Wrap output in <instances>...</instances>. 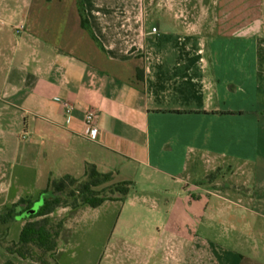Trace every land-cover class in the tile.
<instances>
[{"label": "crops", "instance_id": "crops-1", "mask_svg": "<svg viewBox=\"0 0 264 264\" xmlns=\"http://www.w3.org/2000/svg\"><path fill=\"white\" fill-rule=\"evenodd\" d=\"M171 3L83 0L88 30L78 0H0L6 205L35 206L89 165L134 184L124 202L51 215L64 223L57 264L108 205L121 212L99 264H264V0ZM237 173L241 194L206 179Z\"/></svg>", "mask_w": 264, "mask_h": 264}, {"label": "trees", "instance_id": "trees-1", "mask_svg": "<svg viewBox=\"0 0 264 264\" xmlns=\"http://www.w3.org/2000/svg\"><path fill=\"white\" fill-rule=\"evenodd\" d=\"M83 27L89 29V21L85 16L83 0H78ZM85 180H78L65 177L53 181L49 188L41 195L38 202L43 200V205L31 216H24L26 212L34 207V203L26 208L21 207V201L13 208H9L8 213L1 218L2 224H11L17 217L24 216L26 224L22 230L20 242L15 248L10 249L12 254H17L23 259L30 258L29 264H49L44 258L47 254H54L58 248V240L64 223L54 225L51 215L61 208L76 209L88 206L93 209L101 207L108 201L124 202L134 188L131 182L111 184L112 175L101 174L98 169L89 165L86 168ZM110 191L112 195H119L118 198L105 196L104 193ZM41 251L40 256H36L35 251ZM1 264V263H0ZM3 264H15L12 261Z\"/></svg>", "mask_w": 264, "mask_h": 264}, {"label": "rangeland", "instance_id": "rangeland-1", "mask_svg": "<svg viewBox=\"0 0 264 264\" xmlns=\"http://www.w3.org/2000/svg\"><path fill=\"white\" fill-rule=\"evenodd\" d=\"M173 6L177 5H188L194 6L195 0H172L171 3ZM146 7L149 9L152 8H161L169 5V0H146ZM162 18L161 15H157ZM187 18L193 20V16H187ZM163 25V24H162ZM15 172H19L21 166L20 164L14 165ZM207 181L210 183L218 184L219 188H224L228 185V190L225 192L229 194H241L244 192V183L246 179L242 177V175L237 174H227L225 176L222 175H209L206 177ZM196 180V179H195ZM193 180V181H195ZM15 193V191H13ZM6 193L0 190V263H5L8 261H12L15 264H29L32 263L30 258L23 259L19 257L17 254H12L10 249L15 248V245L20 242L21 233L23 230V218L24 216L33 215L34 209H38L43 205V200L39 203H36L32 210L26 212L24 216L17 217L11 224H2L1 218L4 217L9 208H13L14 206H7V200L5 197ZM105 196L114 197L110 191L104 193ZM121 212V206L117 205H108L101 209L98 212L91 213L92 216H98L100 219L97 221L92 219L86 221L80 225H76L73 231H70L72 239V245L69 247H65L67 253L61 255V261L63 264H99L102 255L109 243L110 240L115 239L116 235H113V229L117 223L118 216ZM53 224L57 225L61 221V218H52ZM26 223V222H25ZM113 237V238H112ZM194 242L195 240H190ZM190 241H188L189 244ZM196 242V241H195ZM188 244V245H189ZM174 246V245H173ZM171 246V247H173ZM166 258L174 257L173 250L168 248ZM36 256L41 255V251H35ZM49 264H57L54 254H47L44 258Z\"/></svg>", "mask_w": 264, "mask_h": 264}, {"label": "built area", "instance_id": "built-area-1", "mask_svg": "<svg viewBox=\"0 0 264 264\" xmlns=\"http://www.w3.org/2000/svg\"><path fill=\"white\" fill-rule=\"evenodd\" d=\"M157 33V29L154 28L152 30V34ZM63 107L65 110V114L67 117H70L71 114L73 113V105L70 102L65 101L63 103ZM98 116L97 113L94 110H90L89 112H87L86 116H85V129H84V133L83 136L91 141H96L98 138V134H99V128H98Z\"/></svg>", "mask_w": 264, "mask_h": 264}, {"label": "water", "instance_id": "water-1", "mask_svg": "<svg viewBox=\"0 0 264 264\" xmlns=\"http://www.w3.org/2000/svg\"><path fill=\"white\" fill-rule=\"evenodd\" d=\"M31 211V210H30ZM37 212V209H34V211H33V214H35Z\"/></svg>", "mask_w": 264, "mask_h": 264}]
</instances>
